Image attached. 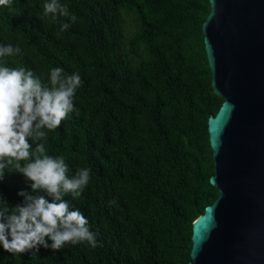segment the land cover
Here are the masks:
<instances>
[{
	"label": "trees",
	"instance_id": "1",
	"mask_svg": "<svg viewBox=\"0 0 264 264\" xmlns=\"http://www.w3.org/2000/svg\"><path fill=\"white\" fill-rule=\"evenodd\" d=\"M47 2L0 7V46L21 49L0 65L30 69L45 84L54 67L80 74L74 111L44 131L47 153L64 156L69 175L91 169L82 193L65 199L88 219L98 246L33 255L0 245V264H189L192 223L218 196L207 120L223 100L210 86L201 32L208 0H60L75 23L45 15ZM20 192L52 202L6 172L0 196L9 214L23 203Z\"/></svg>",
	"mask_w": 264,
	"mask_h": 264
},
{
	"label": "water",
	"instance_id": "2",
	"mask_svg": "<svg viewBox=\"0 0 264 264\" xmlns=\"http://www.w3.org/2000/svg\"><path fill=\"white\" fill-rule=\"evenodd\" d=\"M201 26L218 196L191 228L189 264H264V0H208Z\"/></svg>",
	"mask_w": 264,
	"mask_h": 264
},
{
	"label": "clouds",
	"instance_id": "3",
	"mask_svg": "<svg viewBox=\"0 0 264 264\" xmlns=\"http://www.w3.org/2000/svg\"><path fill=\"white\" fill-rule=\"evenodd\" d=\"M12 0H0V7L11 6ZM44 14L69 17L68 7L60 0L43 5ZM69 24L62 25L66 30ZM21 49L11 44L0 46V58L19 54ZM80 74L64 75V69H51L45 84L35 73L24 67L0 65V179L6 172L22 174L31 182L33 191H43L51 197L18 193L23 203L11 208L0 196V245L6 252L23 254L39 251V247L57 251L68 243L98 246L89 221L79 209H73L68 194L78 197L90 181V168H80L69 175L64 156L47 153V133L57 129L74 111V96L81 86ZM29 140L36 144L33 149ZM44 141V142H40ZM11 168L13 171H8ZM51 240V244L45 238Z\"/></svg>",
	"mask_w": 264,
	"mask_h": 264
}]
</instances>
